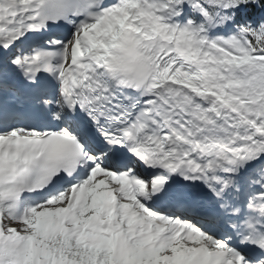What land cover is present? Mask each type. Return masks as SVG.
I'll return each mask as SVG.
<instances>
[{"label":"snow or ice","instance_id":"6c2138e0","mask_svg":"<svg viewBox=\"0 0 264 264\" xmlns=\"http://www.w3.org/2000/svg\"><path fill=\"white\" fill-rule=\"evenodd\" d=\"M0 264H264V0H0Z\"/></svg>","mask_w":264,"mask_h":264}]
</instances>
